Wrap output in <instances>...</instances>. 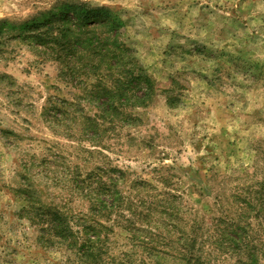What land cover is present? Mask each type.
Masks as SVG:
<instances>
[{
	"label": "rangeland",
	"instance_id": "374dc122",
	"mask_svg": "<svg viewBox=\"0 0 264 264\" xmlns=\"http://www.w3.org/2000/svg\"><path fill=\"white\" fill-rule=\"evenodd\" d=\"M59 1L68 0H0V264H85L42 231L43 210L65 211L76 230L80 218L92 222L96 211L77 182L107 162L126 171L125 192L139 194L137 212L151 217L124 211L121 222H137L129 237L114 227L106 264H187L150 256L131 237L137 228L170 252L184 231L200 258L189 264H248L227 229L264 243V0H80L122 19L120 38L157 84L151 102L129 111L132 122L98 146L85 140L80 120L45 114L50 98L81 95L26 28ZM136 179L149 184L137 189ZM165 189L176 197L159 195ZM175 207L181 212L169 226L153 223Z\"/></svg>",
	"mask_w": 264,
	"mask_h": 264
},
{
	"label": "trees",
	"instance_id": "16d2710c",
	"mask_svg": "<svg viewBox=\"0 0 264 264\" xmlns=\"http://www.w3.org/2000/svg\"><path fill=\"white\" fill-rule=\"evenodd\" d=\"M40 15L42 16L27 23L26 28H32L30 38L38 45L39 52L60 63L63 81L78 89L81 94L77 96L76 102H69L60 97L50 98L45 106V114L57 123L64 118L80 120L85 125V140L90 141L93 146L96 143L100 144L95 146L101 145L105 138L115 134L118 126L132 122L133 116L129 112L131 109L151 102L157 91L156 81L136 57L133 48L120 38V29L124 27V22L111 8L94 7L80 0H68L59 1L53 9ZM82 100L89 106L83 105ZM161 181L165 186L167 182L170 183L163 175ZM126 182V171L120 167L113 166L110 162L97 166L77 182L79 187L86 191L87 200L92 202V210L96 211L93 221L88 222L87 219L80 218L77 223L82 227L76 230L71 223L74 221L68 218L65 211L47 205L43 210L48 217L45 220L47 228L42 231L49 233L59 244L70 248L85 264H106L102 256L107 250L103 249V246L110 239L109 235L114 232V227L121 225L124 231L121 234L129 237L130 227L137 222L130 217L121 222L126 218L124 211L131 208L138 217H151V213L141 215L137 212V204L134 202H138L136 198L139 194L133 195L132 191L127 194L124 190V186L128 185ZM132 182L137 189L149 184L141 179ZM262 187L258 190L263 196L259 202L264 201ZM131 188L132 186H127V190ZM159 195L167 199L176 197L174 192L168 189ZM180 212L179 207L170 208L164 220L160 218L153 223L161 222L167 227L171 219ZM106 214L113 215V218L105 217V220H102ZM140 221L144 220L140 218ZM146 221L151 228L150 220ZM40 225L44 228L43 220ZM174 227L173 224L170 228ZM140 229L137 228L135 235L131 237L138 239L153 258L163 254L178 261L183 260L187 264L193 260L199 261V256L193 258L194 240L186 236L184 231L178 236L182 243L180 249L170 252L166 246L163 249L158 248L151 233L148 231V239L146 232L142 234ZM227 230L229 246H242L247 250L248 264H264L261 262V258H264V252L261 254L264 243H259L262 245L260 248L251 242L248 244L245 241L244 229H234L232 234ZM197 250L199 251V248Z\"/></svg>",
	"mask_w": 264,
	"mask_h": 264
}]
</instances>
